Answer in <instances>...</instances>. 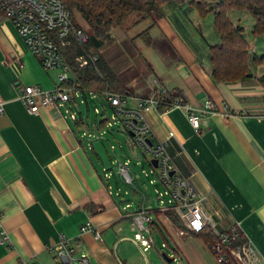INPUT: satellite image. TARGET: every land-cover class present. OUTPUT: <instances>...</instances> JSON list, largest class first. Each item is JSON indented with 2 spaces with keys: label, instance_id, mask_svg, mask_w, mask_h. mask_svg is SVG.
<instances>
[{
  "label": "crops",
  "instance_id": "1",
  "mask_svg": "<svg viewBox=\"0 0 264 264\" xmlns=\"http://www.w3.org/2000/svg\"><path fill=\"white\" fill-rule=\"evenodd\" d=\"M231 11L228 17L239 19L238 12ZM15 31L9 20L0 22V214L11 241V246L0 244V264H60L53 248L61 235L70 240L73 257L86 253L92 264H168L161 253L173 257L174 250L186 264H215V260L204 262L198 249L188 246L189 242L201 245L212 255L204 239L191 231L179 234L180 224L167 212L158 213L156 221L169 245L162 246L166 241L155 233L166 251L158 253L153 246L146 254L140 252L130 240L132 221L124 208L127 201L133 206L142 202L140 186L136 180L134 185L123 184L115 173L106 179L102 169L108 163L99 151L123 131L112 129L89 140L85 131L100 128L103 120L83 111V104L91 109L87 99L77 98L76 120L66 116L63 105L49 104L36 113L28 112L16 98L17 87L32 84L50 89L56 71H44ZM151 36L160 41L166 36L173 52L153 47L147 39ZM252 36V41L245 38L248 75L214 80L209 47L220 36L213 14L201 15L187 1L170 0L132 36L140 42L137 58L142 73L115 47L111 35L99 50L125 85L128 107H134V97H147L159 88L178 93L194 106L205 98L215 103V112L203 116L197 130L179 107L161 104L144 110L143 117L155 138L178 156L182 173L218 228L238 224L264 258V87L259 81L264 65L252 61L253 55L264 53V36ZM124 133L121 152H110V162L116 156L138 157ZM117 188L129 191L117 194ZM153 202L145 203L153 208ZM86 220L97 228L100 238H94L91 231L80 232ZM152 237L154 245L153 231Z\"/></svg>",
  "mask_w": 264,
  "mask_h": 264
},
{
  "label": "built area",
  "instance_id": "2",
  "mask_svg": "<svg viewBox=\"0 0 264 264\" xmlns=\"http://www.w3.org/2000/svg\"><path fill=\"white\" fill-rule=\"evenodd\" d=\"M0 5L27 49L37 58L41 68L44 71H56V82L50 89L32 84L17 87L16 98L26 110L36 113L42 106L63 105L66 116L76 120L79 116L77 98L93 102L98 99L101 105L99 107L95 104L93 112L103 120V124L93 132L85 131L88 139L101 138L112 129L121 130L126 132L130 148L139 152L136 164L140 163L141 155L144 158L146 155L149 157L146 159L149 168H142L141 172L148 178L149 184L154 186L155 207L146 206L144 195L142 202L136 206L129 201L124 204L132 221L133 233L130 240L138 246L141 253L146 254L153 247L150 223L153 221L152 210L155 208L159 212H171L181 221L183 227L178 229L179 234L209 228L217 237L208 245L215 264H264V258L243 234L238 224L231 223L225 228H218L217 222L204 206L202 197L182 173L178 156L172 153L162 140L155 138L151 126L144 119V110L156 109L162 104L161 97L169 94L166 89H154L147 97H134V107H128L126 93L114 92L107 88L101 91L81 88L78 83L71 82L72 70L63 51L70 43V36L84 42L86 35L72 24L70 12L64 3L61 0H0ZM95 58L96 56H93L90 59ZM75 61L79 66H84L88 59L79 55L75 57ZM172 107L182 108L195 130L198 129L203 116L216 110L215 103L210 98H205L200 106H194L182 97L175 96L166 105V108ZM2 112L3 101L0 100V114ZM109 149L114 152L115 144L109 143ZM154 158L157 160L156 166L152 163ZM131 162L129 157L122 159L116 156L110 165L103 167V176L107 179L115 173L123 184L134 185L136 176L130 168ZM128 191L126 188H117L116 192L127 194ZM79 230L91 231L94 238H100L99 231L90 220H86ZM0 244L11 246L1 214ZM53 249L60 264H75V260L78 264H92L86 253H82L78 258L73 257L74 248L70 240L63 235ZM176 259L173 256V261ZM21 264L31 263L22 261Z\"/></svg>",
  "mask_w": 264,
  "mask_h": 264
},
{
  "label": "trees",
  "instance_id": "3",
  "mask_svg": "<svg viewBox=\"0 0 264 264\" xmlns=\"http://www.w3.org/2000/svg\"><path fill=\"white\" fill-rule=\"evenodd\" d=\"M70 12L72 24L76 28L83 29L76 22L73 9L77 10L88 24L86 40L80 42L77 38L70 36V43L64 48L65 59L72 70V83H78L85 90L101 91L109 89L114 92L126 93V87L120 78L108 64L100 52V47L110 38L109 28L119 25L130 13L138 12L140 19L152 18L160 14L162 4L170 0H61ZM175 2L187 1L198 10L201 15L208 12L213 14V24L217 30L220 40L217 44L209 47V59L211 75L214 80L242 79L248 75L249 50L248 43L243 35L242 26L235 25L228 17L230 10H245L252 19L251 33L255 36H264V0H173ZM6 19L5 13L0 5V22ZM109 27V28H108ZM83 55L88 59L87 64L79 66L75 60L76 56ZM96 56L94 60L90 58ZM252 61L264 65V53L253 55ZM264 87V73L259 79ZM178 93L169 92L163 95L162 106L169 104ZM166 104V105H165ZM161 105V104H160ZM159 105V106H160ZM158 106V107H159ZM159 211L152 210L153 221L150 223L152 231L165 240L162 228L156 221ZM170 218L183 227L181 221L171 212H167ZM193 234L202 237L208 246L216 240L213 232L204 227ZM241 240L243 236L241 235ZM240 240V241H241ZM166 241V240H165ZM169 245L164 242V247ZM174 257L178 263L182 261L179 252L174 250ZM169 264V263H168Z\"/></svg>",
  "mask_w": 264,
  "mask_h": 264
},
{
  "label": "rangeland",
  "instance_id": "4",
  "mask_svg": "<svg viewBox=\"0 0 264 264\" xmlns=\"http://www.w3.org/2000/svg\"><path fill=\"white\" fill-rule=\"evenodd\" d=\"M236 11L238 12V16H239L238 18L239 19L234 18L235 17L234 15L233 16L230 15V18L235 20V22H233V21L232 22L235 25L242 26L244 37L247 38L248 41L249 40L252 41L254 36H252L251 29H250V27L252 26L251 24L253 22L251 15L245 10H234L233 9L231 11V13L233 14V12H236ZM73 13H74V16L76 18V22L81 26L83 31L87 32V30H88L87 22L83 19V17L81 16V14L77 10L73 9ZM156 16L157 15H154L153 19H155ZM6 19L9 20L8 18H6ZM140 20H142V21H140ZM150 21H152V18L149 17V18H145V19H140V14L138 12H132L119 25H112L110 28L108 27L109 33L111 35L110 40L113 41L115 47L118 48V50H122L123 52H125L126 57H128L130 59V61L133 62L137 66V67H133V69H135L137 72H141V73H142V70H141L142 65L137 58V56H140V53H139L140 42L136 39L137 37L133 38L132 36H133V34L140 33L145 28V26L148 25V23ZM15 32H17V31H15ZM150 35H152V34H150ZM144 37H146V36H144ZM256 38L257 37H255V39ZM147 39H149L151 42L150 44L153 47L158 48V50L163 49L164 51H169L170 53L173 52L172 48L170 47V44L168 43L169 39L166 36H164V38H162L161 41L159 39H155L152 36H151V38L148 37ZM20 40L22 41L23 39L20 38ZM123 47L128 49V51ZM248 50H249V47H248ZM95 104L98 105L99 107L101 105V103L98 99H95V102L90 100L89 101V106L91 108L90 111L87 110L86 104L82 105V109L85 113L91 114L94 117L93 106ZM124 134H125L124 132H117L114 134L113 137H111L110 142L115 144L116 149H117V151H116L117 153L121 152L119 144L121 142H123V139L125 137ZM100 148L101 149H99V151H100V157H101L102 161L107 162L108 163L107 165H110L109 164L110 158L108 157V154L110 152H112L113 150L109 149V143L106 142L105 145H103V147L101 145ZM141 157H142V159H140L139 164H136V160H138L139 158H137V157L132 158L130 168H131L132 172H134V174L136 176L135 180L140 186L141 196L143 197V195H144L146 197V203H150V202L152 203V201L154 199V195H155L154 190H153L154 186L149 184L148 178H146L143 175V173L141 172L142 168H149L148 160H146L149 157L147 155L145 156V158L142 155H141ZM153 204L155 205L156 203L153 202ZM153 217H155V216L153 215ZM162 230L165 233L163 228H162ZM155 233H156V231L153 232V235L155 238V242L153 245L154 250L158 253H160L162 251H166V249H164L160 246V243H159L160 241L156 240ZM157 234H158V236H160L158 232H157ZM188 246H191L195 250L198 249L197 251L200 252V255L203 258L204 262L212 263L213 260H215L214 257L212 258V255L210 254V252L207 251L205 248L201 247V245L197 246V245L193 244L192 242H189ZM148 256L150 259L154 260V258L150 254H148ZM156 256H157V259L160 258V255H156ZM156 262L157 261H154V264H156ZM75 263H77L76 260H75ZM150 264H152V263H150ZM170 264H175V261L171 262Z\"/></svg>",
  "mask_w": 264,
  "mask_h": 264
},
{
  "label": "water",
  "instance_id": "5",
  "mask_svg": "<svg viewBox=\"0 0 264 264\" xmlns=\"http://www.w3.org/2000/svg\"><path fill=\"white\" fill-rule=\"evenodd\" d=\"M149 141V140H148ZM156 162L157 160L154 158L152 159V163L154 164V166H156ZM172 173V171H171ZM161 256L163 258V260L166 262V263H171L173 262V257L172 256H169L166 252H162L161 253ZM175 264H180V263H175Z\"/></svg>",
  "mask_w": 264,
  "mask_h": 264
}]
</instances>
